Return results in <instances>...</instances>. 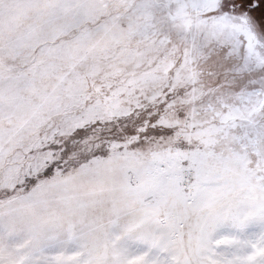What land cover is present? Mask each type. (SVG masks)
<instances>
[{
  "label": "snow or ice",
  "instance_id": "6c2138e0",
  "mask_svg": "<svg viewBox=\"0 0 264 264\" xmlns=\"http://www.w3.org/2000/svg\"><path fill=\"white\" fill-rule=\"evenodd\" d=\"M0 264H264V0H0Z\"/></svg>",
  "mask_w": 264,
  "mask_h": 264
}]
</instances>
